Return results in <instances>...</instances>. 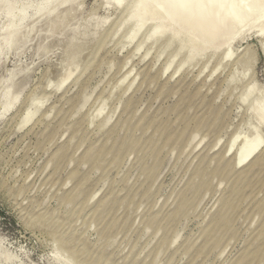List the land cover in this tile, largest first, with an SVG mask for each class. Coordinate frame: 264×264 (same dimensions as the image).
<instances>
[{
  "label": "rangeland",
  "instance_id": "obj_1",
  "mask_svg": "<svg viewBox=\"0 0 264 264\" xmlns=\"http://www.w3.org/2000/svg\"><path fill=\"white\" fill-rule=\"evenodd\" d=\"M80 1L76 22L108 20L96 39L49 38L41 54L36 41L19 59L32 73L0 122L2 247L21 264L73 248L74 264H264V166L224 165L257 128L256 99L241 101L251 82L264 93V36L236 39L230 61L220 49L180 69L186 41L180 53L167 38L136 50L148 25L125 46L131 26L109 33L123 9ZM31 101L40 110L19 130Z\"/></svg>",
  "mask_w": 264,
  "mask_h": 264
},
{
  "label": "bare ground",
  "instance_id": "obj_2",
  "mask_svg": "<svg viewBox=\"0 0 264 264\" xmlns=\"http://www.w3.org/2000/svg\"><path fill=\"white\" fill-rule=\"evenodd\" d=\"M104 1L107 7L123 9V16L122 14L120 16L122 18L116 22L113 32H109L110 39L119 34L122 28L131 26L125 44L123 43L125 46L130 45L149 25L151 27L149 33L144 35L136 50H140L144 43L149 41L156 43L167 38L169 40L167 43L178 44L180 53L184 48L182 41H186L190 45V55L184 63H181L180 69L196 57L198 59L199 55L210 51L219 52L220 49H225L223 60L230 61L232 59L230 46L236 39L251 31L259 37L264 36V0H191L189 7L183 6L186 0ZM80 2V0H0V71L9 57L13 56L16 59L8 74L0 77V122L14 111L21 101L24 84L18 85V80L21 81V78L25 80L31 76V69L19 64L20 56L26 52L29 45L37 41L40 46L37 50L38 54L47 49L48 46L42 43L49 38L62 41L65 37H69L67 45H77L87 39H96L102 29L108 25V20L105 18H91L81 24L76 22ZM174 59L176 58L167 61L164 72L172 67ZM70 77L71 74L65 72L61 85ZM251 97L256 100L254 103H249L250 114L257 128L261 127L264 130V93H258L252 82L246 88L241 102H247ZM39 110V104L32 102L23 112L19 130L27 127ZM257 128L251 129L254 137L245 140L241 148L235 151L233 161L225 160L226 169L234 167L240 170V175L245 176L256 167L261 169L264 166V139L260 138L262 132L259 128L257 131ZM236 140L237 138L234 137L227 146L224 152L226 155H229ZM63 245L64 241L60 243L61 251H64ZM77 253L73 248L68 258L62 261L60 253L55 249L51 263L74 264ZM95 263V258H92L89 264ZM0 264H21L16 255L10 254L2 247L1 241Z\"/></svg>",
  "mask_w": 264,
  "mask_h": 264
},
{
  "label": "snow or ice",
  "instance_id": "obj_3",
  "mask_svg": "<svg viewBox=\"0 0 264 264\" xmlns=\"http://www.w3.org/2000/svg\"><path fill=\"white\" fill-rule=\"evenodd\" d=\"M185 7L191 6V0H186V2L183 4Z\"/></svg>",
  "mask_w": 264,
  "mask_h": 264
}]
</instances>
